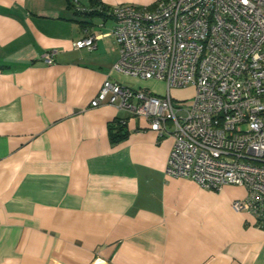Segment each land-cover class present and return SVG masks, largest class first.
<instances>
[{"label":"crops","instance_id":"0c3cea01","mask_svg":"<svg viewBox=\"0 0 264 264\" xmlns=\"http://www.w3.org/2000/svg\"><path fill=\"white\" fill-rule=\"evenodd\" d=\"M99 1L103 10L156 2ZM76 6L94 8L0 0V264H264V231L231 207L243 188L165 177L170 136L91 106L106 80L157 97L165 84L115 71V21ZM92 35L94 50L74 49Z\"/></svg>","mask_w":264,"mask_h":264},{"label":"built area","instance_id":"2783aa9c","mask_svg":"<svg viewBox=\"0 0 264 264\" xmlns=\"http://www.w3.org/2000/svg\"><path fill=\"white\" fill-rule=\"evenodd\" d=\"M75 8L115 21V71L167 88L166 96L157 97L106 80L91 106H113L143 117L158 140L170 136L165 177L192 180L214 192L243 188L246 198L231 207L249 213L264 231V0H156L152 9ZM99 38L87 36L73 47L94 50ZM54 57L46 53L42 62L51 66ZM188 86L195 87L191 102L175 105L169 91Z\"/></svg>","mask_w":264,"mask_h":264},{"label":"rangeland","instance_id":"374dc122","mask_svg":"<svg viewBox=\"0 0 264 264\" xmlns=\"http://www.w3.org/2000/svg\"><path fill=\"white\" fill-rule=\"evenodd\" d=\"M164 87H165V94H167V88L165 85H164ZM138 90L143 91L145 93L153 92L148 87H145V85H143V84L141 87H139ZM155 90H159V89L157 88ZM194 94H195V87H193V86H188V87L182 88V89L172 88L169 91V95H170V97L173 100L175 105H176V103H180L183 105L189 104L191 102V100L193 99Z\"/></svg>","mask_w":264,"mask_h":264},{"label":"trees","instance_id":"16d2710c","mask_svg":"<svg viewBox=\"0 0 264 264\" xmlns=\"http://www.w3.org/2000/svg\"><path fill=\"white\" fill-rule=\"evenodd\" d=\"M91 2H92L94 7H101L102 8V6L100 5V1L99 0H91ZM114 137L117 139L116 134L114 135Z\"/></svg>","mask_w":264,"mask_h":264}]
</instances>
